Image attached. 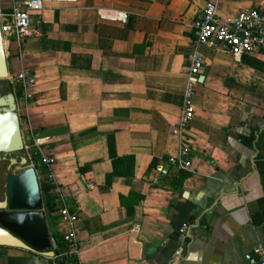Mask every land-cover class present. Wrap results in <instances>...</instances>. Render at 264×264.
Here are the masks:
<instances>
[{"label": "crops", "instance_id": "1", "mask_svg": "<svg viewBox=\"0 0 264 264\" xmlns=\"http://www.w3.org/2000/svg\"><path fill=\"white\" fill-rule=\"evenodd\" d=\"M13 1L0 0V14ZM206 1L47 2L31 16L35 33L9 43L10 72L28 68L37 81L30 101L15 96L24 145L57 159L79 242L74 257L64 245L54 256L0 246V264H245L264 247V73L195 44L191 23ZM247 7L264 0H219L218 13ZM194 50L205 63L184 137L192 165L182 169L168 157ZM43 208L59 239L67 227ZM184 222L191 236L179 233Z\"/></svg>", "mask_w": 264, "mask_h": 264}, {"label": "built area", "instance_id": "2", "mask_svg": "<svg viewBox=\"0 0 264 264\" xmlns=\"http://www.w3.org/2000/svg\"><path fill=\"white\" fill-rule=\"evenodd\" d=\"M66 1L73 0L13 1L10 11L0 14V31L7 46L13 41L20 45L22 41L35 33L30 26L31 16L39 13L45 3ZM218 2L219 0H207L192 20L191 29L195 37V44L223 50L233 57L250 55L264 61V8L247 7L233 16H222L218 13ZM120 19L125 21V16ZM187 62L189 71L184 90L182 112L176 126L171 131L174 136L178 137L180 144L176 154H171L168 157L169 163L182 169H190L192 165L189 156L190 147L184 143V137L189 122L194 116L192 103L194 85L198 83L199 76L204 71L205 63L203 56L196 50L187 55ZM3 80L12 86L14 95L15 89L21 90L25 103L32 99L33 89L37 81L35 73L30 69L22 68L16 72H9L7 78ZM24 147L29 150L26 157L27 164L33 166L37 172L40 187L44 183L50 188L53 202L57 205L54 213L57 216L58 224L67 227L60 236L58 235L59 239L57 235L49 234L50 248L52 251H57L59 243H62L64 256H77L78 234L72 225L75 221V215L69 210L66 203L67 198L53 172V166L57 159L43 152L36 141H33L29 146L24 145ZM34 158H37V161H34ZM41 168L46 170L44 175H41ZM192 226L193 224L184 222L178 231L184 236H191ZM176 254L180 255L181 251H176ZM243 260L245 264H264V247L260 244L253 246L250 251L243 255Z\"/></svg>", "mask_w": 264, "mask_h": 264}, {"label": "water", "instance_id": "3", "mask_svg": "<svg viewBox=\"0 0 264 264\" xmlns=\"http://www.w3.org/2000/svg\"><path fill=\"white\" fill-rule=\"evenodd\" d=\"M7 54L0 31V156L6 158L1 170L0 246L16 247L54 256L43 208L37 172L22 152L20 120L13 90L3 79L8 76ZM18 166V173L10 172Z\"/></svg>", "mask_w": 264, "mask_h": 264}, {"label": "trees", "instance_id": "4", "mask_svg": "<svg viewBox=\"0 0 264 264\" xmlns=\"http://www.w3.org/2000/svg\"><path fill=\"white\" fill-rule=\"evenodd\" d=\"M16 55H18V49H17L16 45L14 43L10 44V46H9V58L10 57H14ZM241 61H242V63L248 65L249 67H252L255 70H258V71H261V72L264 73V62L258 60L254 56L242 55L241 56ZM252 138H253L252 135H248V136H243L242 135V136H240L241 142L246 144V145H250ZM34 161H37V158H34ZM180 173H183V174H181V176H183V177L188 175V173H185V172H182V171H180ZM41 195H42V199H43V202H44L45 210L48 213L53 212L55 210L53 197L50 194V188L44 183L41 184ZM59 246L62 248L63 244H60Z\"/></svg>", "mask_w": 264, "mask_h": 264}, {"label": "rangeland", "instance_id": "5", "mask_svg": "<svg viewBox=\"0 0 264 264\" xmlns=\"http://www.w3.org/2000/svg\"><path fill=\"white\" fill-rule=\"evenodd\" d=\"M6 46H7V44H6V42H5V46H4V48H5V52H6V49H7ZM6 54H7V52H6ZM8 71L10 72L11 70L8 69ZM4 82H5L7 85H9L10 88L12 89L11 85L8 84L7 81H4ZM19 91H20V92H19ZM20 93H21V90H19V89H15V96L17 95V97L19 98L18 95H19ZM16 99H17V98H16ZM17 101H18V99H17ZM16 104H17V112H18V116H19V120H20V125H23V124H24V121H25L24 112L20 109V106L18 105V102H16ZM22 152L25 153V154H26V157H27V152H26L25 147L23 148ZM5 163H6V158L0 156V181H1V170H2V168L4 167ZM20 170H21V168H19L18 166H11V168H10V172H14V173H18Z\"/></svg>", "mask_w": 264, "mask_h": 264}]
</instances>
